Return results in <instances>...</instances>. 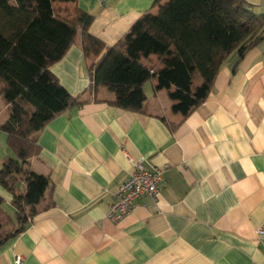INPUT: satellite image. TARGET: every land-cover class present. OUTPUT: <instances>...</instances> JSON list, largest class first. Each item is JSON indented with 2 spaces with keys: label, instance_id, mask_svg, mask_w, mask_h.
Listing matches in <instances>:
<instances>
[{
  "label": "crops",
  "instance_id": "obj_1",
  "mask_svg": "<svg viewBox=\"0 0 264 264\" xmlns=\"http://www.w3.org/2000/svg\"><path fill=\"white\" fill-rule=\"evenodd\" d=\"M154 2L77 5L94 15L89 33L111 46ZM142 62L162 67L158 55ZM50 70L85 102L36 133L39 154L26 161L13 188L24 193L29 172L49 184L38 213L0 247V264H15L16 255L21 264H264V39L241 61L231 54L206 99L187 116L172 111L173 87L154 93L157 78L144 85L145 112L109 104L114 93L107 88L88 91L78 44ZM201 82L198 76L193 86ZM9 114L0 96V124ZM6 138L0 129V164L13 156ZM131 161L165 167L163 182L155 200L141 197L128 216L112 221L106 217L111 194L129 177ZM0 197L14 221L13 196L1 181Z\"/></svg>",
  "mask_w": 264,
  "mask_h": 264
},
{
  "label": "trees",
  "instance_id": "obj_2",
  "mask_svg": "<svg viewBox=\"0 0 264 264\" xmlns=\"http://www.w3.org/2000/svg\"><path fill=\"white\" fill-rule=\"evenodd\" d=\"M161 1L155 0L119 41L107 46L89 33L94 15L80 9L77 0H0V96L10 106L0 129L13 153L0 164V181L14 207L12 221L0 197V247L38 213L36 204L49 184L47 177L29 172L24 193L13 188L26 161L39 154L36 133L85 102L50 70L72 45L80 46L87 62L88 91L107 88L114 93L109 104L145 112L144 85L157 78L154 93L173 87L172 111L187 116L206 99L223 62L233 53L241 61L264 39V13H256L247 0ZM69 2L75 3L73 9L61 6ZM150 55L159 56L160 69L142 62ZM196 75L202 82L193 86ZM9 223L11 230L3 234Z\"/></svg>",
  "mask_w": 264,
  "mask_h": 264
},
{
  "label": "built area",
  "instance_id": "obj_3",
  "mask_svg": "<svg viewBox=\"0 0 264 264\" xmlns=\"http://www.w3.org/2000/svg\"><path fill=\"white\" fill-rule=\"evenodd\" d=\"M107 1L99 0V3L104 5ZM131 166L129 177L120 183L111 194V203L106 217L112 221H118L128 216L141 197L147 196L155 200L163 182L165 167L148 169L141 161H131ZM14 263L21 264L22 257L16 255Z\"/></svg>",
  "mask_w": 264,
  "mask_h": 264
},
{
  "label": "rangeland",
  "instance_id": "obj_4",
  "mask_svg": "<svg viewBox=\"0 0 264 264\" xmlns=\"http://www.w3.org/2000/svg\"><path fill=\"white\" fill-rule=\"evenodd\" d=\"M255 1V0H254ZM257 1V0H256ZM248 2H250V3H252V4H254L255 5V7H257L256 9V13H264V10H260V8H264V4H259V3H254L253 1H251V0H248ZM197 78H198V76L196 75V76H194V85H195V83H196V80H197ZM147 92H148V94H150L151 93V89H150V87H148L147 88ZM29 110L28 111H31V108L30 107H28V106H26ZM8 225H10V224H5L4 226H3V228H2V233L3 234H5V233H8L10 230H11V227H7Z\"/></svg>",
  "mask_w": 264,
  "mask_h": 264
}]
</instances>
